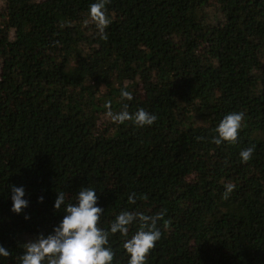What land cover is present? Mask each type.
I'll list each match as a JSON object with an SVG mask.
<instances>
[{
  "label": "trees",
  "instance_id": "16d2710c",
  "mask_svg": "<svg viewBox=\"0 0 264 264\" xmlns=\"http://www.w3.org/2000/svg\"><path fill=\"white\" fill-rule=\"evenodd\" d=\"M91 2L0 0V264L59 223L57 192L72 202L84 185L101 227L125 209L164 213L146 264H264V0H105V38ZM106 102L157 119L116 123ZM231 111L244 113L237 142L217 145ZM13 184L29 201L19 214ZM109 243L127 264L119 233Z\"/></svg>",
  "mask_w": 264,
  "mask_h": 264
},
{
  "label": "clouds",
  "instance_id": "9594fccd",
  "mask_svg": "<svg viewBox=\"0 0 264 264\" xmlns=\"http://www.w3.org/2000/svg\"><path fill=\"white\" fill-rule=\"evenodd\" d=\"M105 0H92L89 4L88 14L95 22L101 38H105V29L109 24L106 17ZM122 99L131 101L132 93L124 88L120 90ZM105 108L111 119L119 124L132 121L137 127L152 125L157 117L154 113L139 108L130 113L127 105L124 110L113 113L110 102H106ZM244 113L231 111L226 113L216 125L215 135L212 137L215 144L236 143L242 127ZM255 145L243 148L239 152L241 162L252 159ZM232 183L225 184L224 196L227 197L234 189ZM12 201L11 211L21 213L29 204L25 198V188L11 185L9 193ZM44 197H38L43 202ZM75 201V203H73ZM66 202L65 192H57L53 207L61 210L64 215L59 223L47 235L41 233L35 240L22 245L23 252L19 256V264H114V251L109 243V237L119 233L122 238L123 249L128 259L127 264H146L150 251L156 242L161 239L162 232L158 227L164 213L157 212L154 215H145L138 211L127 209L119 212L107 228L101 227L98 221L104 211L98 204L97 189L91 186H81L75 193L74 200ZM129 203L134 204L136 198L128 197ZM27 215L25 219H27ZM132 225H138L137 230L129 236ZM164 227H167L165 221ZM10 251L0 244V257H8Z\"/></svg>",
  "mask_w": 264,
  "mask_h": 264
}]
</instances>
